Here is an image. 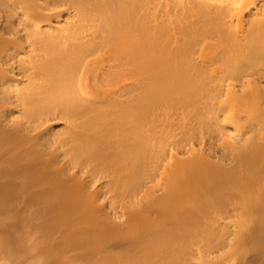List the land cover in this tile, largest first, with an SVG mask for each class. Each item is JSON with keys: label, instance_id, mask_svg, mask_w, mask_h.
<instances>
[{"label": "bare ground", "instance_id": "6f19581e", "mask_svg": "<svg viewBox=\"0 0 264 264\" xmlns=\"http://www.w3.org/2000/svg\"><path fill=\"white\" fill-rule=\"evenodd\" d=\"M0 257L264 264V0H0Z\"/></svg>", "mask_w": 264, "mask_h": 264}, {"label": "rangeland", "instance_id": "374dc122", "mask_svg": "<svg viewBox=\"0 0 264 264\" xmlns=\"http://www.w3.org/2000/svg\"><path fill=\"white\" fill-rule=\"evenodd\" d=\"M0 259H1V260H0V264H3V263L6 264V262L3 261V260H5V259H3V258H1V257H0ZM2 259H3V260H2ZM5 261H6V260H5Z\"/></svg>", "mask_w": 264, "mask_h": 264}]
</instances>
